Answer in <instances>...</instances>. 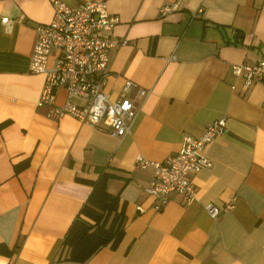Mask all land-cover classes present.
<instances>
[{"label": "crops", "instance_id": "0c3cea01", "mask_svg": "<svg viewBox=\"0 0 264 264\" xmlns=\"http://www.w3.org/2000/svg\"><path fill=\"white\" fill-rule=\"evenodd\" d=\"M102 1L118 17L112 36L127 41L108 52L104 91L116 99L125 80L148 90L120 138L35 106L44 75L28 64L51 0H0V264H264V81L244 85L230 70L264 58V0ZM65 98L58 88L55 102ZM221 117L227 132L203 150L209 166L190 175L194 198L173 193L153 210L151 168L135 158L162 161ZM102 173L121 236L70 260L61 241ZM229 199L214 218L204 210Z\"/></svg>", "mask_w": 264, "mask_h": 264}, {"label": "built area", "instance_id": "2783aa9c", "mask_svg": "<svg viewBox=\"0 0 264 264\" xmlns=\"http://www.w3.org/2000/svg\"><path fill=\"white\" fill-rule=\"evenodd\" d=\"M50 4V20L35 26L28 64L31 73L44 75L35 106L45 108L44 114L49 118L70 115L91 126H107L113 137L124 136L135 116V99L145 97L148 90L125 80L116 99H110L104 91L108 52L127 44L126 39L112 36L118 17L107 10L102 0H82L77 7L61 0H51ZM176 8V3L166 5L160 8V13ZM50 53L52 60L48 63ZM230 70L242 78L244 85L264 81V58L232 65ZM58 88H63L66 93L61 104L55 102ZM70 98H76L80 103H74ZM226 132L225 120L221 117L207 123L198 137L184 135L178 150L162 161L148 160L140 155L135 158L138 168H151V177L144 191L154 199L153 210L159 209L173 193L181 195L185 202L194 198L190 175L209 166L203 156L204 147ZM231 207L229 199L222 206L208 203L204 210L214 218Z\"/></svg>", "mask_w": 264, "mask_h": 264}, {"label": "trees", "instance_id": "16d2710c", "mask_svg": "<svg viewBox=\"0 0 264 264\" xmlns=\"http://www.w3.org/2000/svg\"><path fill=\"white\" fill-rule=\"evenodd\" d=\"M20 165V167H22ZM108 175L102 173L92 183V189L72 219L61 241L67 257L82 262L103 245L115 246L121 236L122 209L117 194L106 190Z\"/></svg>", "mask_w": 264, "mask_h": 264}]
</instances>
